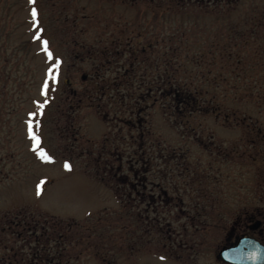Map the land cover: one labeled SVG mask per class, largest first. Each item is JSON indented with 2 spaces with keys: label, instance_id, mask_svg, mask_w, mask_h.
<instances>
[{
  "label": "rangeland",
  "instance_id": "rangeland-1",
  "mask_svg": "<svg viewBox=\"0 0 264 264\" xmlns=\"http://www.w3.org/2000/svg\"><path fill=\"white\" fill-rule=\"evenodd\" d=\"M114 1L0 0V67L9 77L5 83L3 72L0 74L3 82L0 83V212L26 206L82 223L101 217L98 228L75 229L74 236L80 239L75 249L79 255L76 264H188L187 260L170 255L163 245L167 241L165 235H158L155 228L149 239H132L135 229L127 209L121 208L108 187L84 171L88 163L87 169L94 167L91 151L96 153L107 125L97 114L95 101L86 93L90 85L84 74L91 75L90 63L84 57L88 48L80 51L74 42L66 41L62 21L65 12L68 23L73 16L95 18L103 14L114 23L127 22L132 28L147 18L138 19L136 15L139 9L144 11L143 6L138 5L136 10ZM33 8L36 17L32 15ZM262 8L264 0H243L229 12L200 16L194 11L185 19L179 17L184 22L182 36L189 41L188 46L200 43L199 53L204 56L200 67L193 63L188 70L191 81L205 82L207 112L192 115L189 126L199 124V134L185 141L192 177L199 174L210 179L207 190L210 195L198 193L199 209L234 210L262 202L264 184L256 173L264 172V45L260 42L264 40V27L260 30L254 17ZM171 19L174 26L177 18ZM149 22L157 32L160 24L155 20ZM230 31L243 33L253 43L234 45L225 52L220 47H210L220 46L227 37L235 42ZM36 36L39 38L34 39ZM44 40L48 41L47 51ZM76 48L82 53L78 57H74ZM187 50L191 62L197 49ZM239 53L247 57L241 65L234 59ZM56 63L58 67L50 73ZM251 86L262 92L247 89ZM212 104L218 105L216 114ZM149 121L153 134L161 136L165 143L170 146L182 143L178 131L172 130L163 119L159 107L150 112ZM30 122L31 133L39 138L38 143L30 134ZM210 141L211 146L227 150V157L204 170V164L199 168V162L214 161L205 153ZM39 149L51 156V161L42 159ZM230 149L235 151L229 152ZM66 162L69 168L65 167ZM251 172L255 174L252 178ZM183 189L180 186L179 191L186 201L188 196ZM161 219L167 225L164 230L171 232L182 224V219L178 220L173 213ZM140 234L141 227L137 236ZM210 252L202 253L198 264L211 260Z\"/></svg>",
  "mask_w": 264,
  "mask_h": 264
},
{
  "label": "trees",
  "instance_id": "trees-1",
  "mask_svg": "<svg viewBox=\"0 0 264 264\" xmlns=\"http://www.w3.org/2000/svg\"><path fill=\"white\" fill-rule=\"evenodd\" d=\"M117 2L134 6L136 10L138 5L143 6L144 11L139 9L136 15L138 19L140 16L147 18L132 28L126 23V28L118 33L119 38L70 42H74L80 51L88 48L85 49L84 57L90 63L91 75L84 74L86 83L90 85L86 93L92 102H96L93 103L95 110L107 125L96 153L91 151L95 157L91 159L94 167L87 169L90 163H86L84 171L112 191L121 208L129 212L135 227L138 211L156 209L155 193L168 195L163 203L174 205L171 209L184 208L186 203L179 191L180 186L185 191L186 180L192 177L185 141L187 137L194 139L199 134V124L189 126V120L192 115L201 116L207 112L204 103L205 82L191 81L188 70V66L193 63L200 67L204 56L202 52L199 53L200 43L188 46L189 41L182 36L185 34L184 22L179 17L185 19L194 11L200 16L229 12L235 10L243 0ZM173 16L177 18L174 26L171 22ZM254 17L261 30L264 27V8ZM152 20L160 24V27H156L157 32L152 22H149ZM231 32L235 42L227 37L220 46L212 44L210 47H220L219 50L225 52L234 45L243 47L253 43L244 38L243 33ZM260 42L264 45L263 39ZM77 48L74 57L82 54ZM187 48L197 49L191 62ZM235 56L239 65L247 59L241 53ZM225 59H229V56ZM2 72L4 76H1L6 83L9 77L0 67V74ZM247 72L249 70L243 71ZM1 76L0 83L3 84ZM252 88L258 90L257 93L262 92L256 86L247 89ZM84 94L85 91L80 96ZM155 107L160 108L167 125L178 131L181 144L170 146L161 136L153 134L149 115ZM213 107L215 112L218 105ZM196 141L199 143L200 140ZM211 145L210 141L207 148L219 149V146ZM198 177L200 175L196 174L195 178ZM89 219L83 223L74 219H61L26 206L0 212V264H76L79 255L75 249L80 239L74 236L75 229L93 230L99 227L102 220L101 217ZM159 224L163 227L157 228L156 233L163 236L169 229L164 233L167 225L162 222ZM150 232V229L144 230L142 238L149 239ZM137 237L134 230L131 238L135 240Z\"/></svg>",
  "mask_w": 264,
  "mask_h": 264
},
{
  "label": "flooded vegetation",
  "instance_id": "flooded-vegetation-1",
  "mask_svg": "<svg viewBox=\"0 0 264 264\" xmlns=\"http://www.w3.org/2000/svg\"><path fill=\"white\" fill-rule=\"evenodd\" d=\"M107 1L109 2V0ZM64 17L62 22L66 31V41H102L119 38V31L125 29L127 25V22L114 23L111 21V17L103 14L95 16V18L91 17L92 20L86 16L81 18L73 16L69 23L66 12ZM234 151L235 149L229 150V152ZM206 152H208L209 157L214 158V161L208 162L206 159L204 163L199 162V166L202 167L204 164L203 169L209 170L213 166L211 163H214V166L218 165L227 157L228 151L205 149ZM258 169L261 168L258 167ZM207 174L208 172L205 175L207 176ZM250 174L251 178L252 175L255 176L254 172ZM256 175L261 178V182L264 184V172H258ZM208 180L210 179L201 177V175L198 178L188 177L185 189L188 199L184 202L186 203L184 208L181 209H171L170 207H174V205L163 203L165 196H169L155 193L156 209L141 210L136 213L137 221H140V225L136 224L134 227L136 236L140 227L141 234L138 236L140 239H142L144 230L163 227L159 224L160 222L165 223L161 218L173 213L178 220L182 219V224L179 229L173 228L172 232L168 230L165 233L163 230L164 239H167L163 245L168 247L170 255L176 259L187 260L188 264H198V257L204 252L211 251V260L208 259L201 264H244L228 262L219 256L222 249H231L233 250L232 254L246 255L249 259L247 264H264V189L261 196L262 202L249 204L247 205L248 208L234 210L199 209L198 193L210 195V192L207 191ZM197 185L203 188L196 187ZM157 189L162 190L160 187ZM192 193H195L193 198ZM209 206L213 207V205ZM148 217L152 219L149 220ZM152 222L154 225L151 224ZM193 223L197 224L192 225ZM138 226H140L139 229ZM125 238L128 239V237Z\"/></svg>",
  "mask_w": 264,
  "mask_h": 264
},
{
  "label": "snow or ice",
  "instance_id": "snow-or-ice-1",
  "mask_svg": "<svg viewBox=\"0 0 264 264\" xmlns=\"http://www.w3.org/2000/svg\"><path fill=\"white\" fill-rule=\"evenodd\" d=\"M33 2H34V0H30V3H33ZM32 15H33V17H36V15H37V11H36L35 8L32 9ZM38 38H39V36L34 37V39H38ZM42 43H43V45L45 46V51H47V44H48V41L44 40V41H42ZM48 56L51 58V56H52L51 52H48ZM57 67H58V63L53 64V66L49 69V72H50V73L55 72V70H56ZM29 131H30V134H32V133H31V122H30ZM32 139H33V141H36L37 143H38V141H39V138H38L37 136H35L34 134H32ZM33 147L35 148V147H36V144H34ZM38 155H39L42 159L47 160V161H51V159H52V157H51V156H48V155L44 152L43 149H39V150H38ZM65 167H66V168H69L70 165L66 162V163H65ZM38 189H39V186H38ZM38 194H39V192H38Z\"/></svg>",
  "mask_w": 264,
  "mask_h": 264
},
{
  "label": "water",
  "instance_id": "water-1",
  "mask_svg": "<svg viewBox=\"0 0 264 264\" xmlns=\"http://www.w3.org/2000/svg\"><path fill=\"white\" fill-rule=\"evenodd\" d=\"M67 82V80H65V83ZM231 249H222L219 252V256L228 261V262H233V263H244L247 264V262L249 261L248 257L246 255H242V254H232Z\"/></svg>",
  "mask_w": 264,
  "mask_h": 264
}]
</instances>
